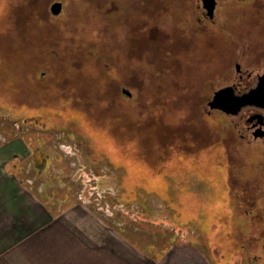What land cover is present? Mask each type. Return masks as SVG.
Listing matches in <instances>:
<instances>
[{"label":"rangeland","instance_id":"obj_1","mask_svg":"<svg viewBox=\"0 0 264 264\" xmlns=\"http://www.w3.org/2000/svg\"><path fill=\"white\" fill-rule=\"evenodd\" d=\"M22 1L0 0V58L6 56L0 59V174L21 183L49 211L48 218L71 210L87 238L105 244L110 228L151 264H264V145L241 147L229 117L202 110L207 99L203 92L229 62L210 46L218 43H196L183 29L170 33L162 13L161 20L150 22H160V30L144 37L142 28H131L129 55L120 56L116 44L115 58L103 46L126 41L127 29L118 23L119 38L112 32L99 34L101 51L89 53L94 61L100 57L97 81L105 87L80 75L74 79L75 90L63 71L71 63L65 41L55 39L45 49L43 24L35 22L42 33L34 36L36 26H29ZM54 1L59 0H51L48 10ZM60 1L59 19L66 23L67 16L78 18L71 31L73 47L96 35L102 24L93 26L104 17L98 8L111 10L100 2L82 14L83 0ZM253 4L257 13L251 6L242 25L253 41H260L257 26L264 29V0ZM227 11L221 6L217 15L224 23ZM85 15H91L90 25ZM22 19L27 20L24 25ZM80 34L81 39L76 37ZM226 46V51L233 47ZM80 52L84 54V44ZM118 60L126 64L116 71ZM88 61L70 65L92 73ZM15 72L19 85L27 81L31 86L33 80L43 99L18 96L6 81ZM196 89L203 91L202 98ZM118 95L123 98L118 111L130 122L118 117L119 123L109 127L114 122L110 116L118 112ZM145 115L148 122L137 128L133 120ZM46 223L41 219L38 225Z\"/></svg>","mask_w":264,"mask_h":264},{"label":"flooded vegetation","instance_id":"obj_2","mask_svg":"<svg viewBox=\"0 0 264 264\" xmlns=\"http://www.w3.org/2000/svg\"><path fill=\"white\" fill-rule=\"evenodd\" d=\"M167 1L169 13L166 22L169 25L168 27H171L170 33H172V29L173 32L183 29L193 35L196 43H208L206 40H215L218 45L210 46L215 48L216 52L226 55L225 61L229 60L227 65L223 67L224 71L217 73L215 77L214 82H219L216 84L217 86L214 87V82H212L207 93L196 89L197 95L201 96L204 93L207 98L202 110L208 116L213 115L212 112H218L221 116L229 117L232 125L231 133L234 138L239 140L241 147L246 148L255 144L264 145V102L243 105L236 113H226L218 108L211 109L207 105L215 91L228 86L232 87L235 95H240L258 87L257 94L260 98L264 96V29L257 26L258 36L262 40L253 41L242 25L251 6L253 7L250 10L254 9L257 13L258 5L253 4L255 0H214V6L211 10L205 7L202 0ZM221 6L226 7L228 10L226 23H224L225 20L222 21V19L217 18ZM174 9H176V13L180 18L177 16H175V19L172 18L171 12ZM154 12L161 16L156 6H154ZM239 13L243 14L239 17ZM184 16H186V19H184ZM189 17L193 19H188ZM171 21L172 23H170ZM214 34L217 36L214 37ZM148 42L147 39L146 43ZM228 44L233 46L230 51H226V45ZM252 48L254 51L251 50ZM214 73H210V75ZM34 122L36 123V118Z\"/></svg>","mask_w":264,"mask_h":264},{"label":"crops","instance_id":"obj_3","mask_svg":"<svg viewBox=\"0 0 264 264\" xmlns=\"http://www.w3.org/2000/svg\"><path fill=\"white\" fill-rule=\"evenodd\" d=\"M6 175L0 174V264H151L110 228L105 244L87 238L71 210L48 218L38 199ZM41 219L47 226L39 227Z\"/></svg>","mask_w":264,"mask_h":264},{"label":"trees","instance_id":"obj_4","mask_svg":"<svg viewBox=\"0 0 264 264\" xmlns=\"http://www.w3.org/2000/svg\"><path fill=\"white\" fill-rule=\"evenodd\" d=\"M50 1L51 0H23L22 2L24 3L23 5L26 7V13H28V15L31 18V19L29 18L30 19L29 21L31 22L29 26H31L32 29H33V25L36 26V28H34L35 30L33 29L35 31L34 36L37 37L38 34L42 33V30L46 31V33H45L46 38L44 37V40H47L46 45L44 47L45 49L48 50V47H50L52 45L51 42H53L55 39L57 40V39L61 38L60 39L61 41L62 40L65 41L66 47H67L68 51L70 52V57L73 58V60L70 58L71 63L68 62L69 63L68 64V68H66L63 71H64V73L67 74L66 77L68 79H70L71 81L75 82L74 85H73L74 89L77 87L76 86V80H74V79H75V77L80 76V75H86L87 77H90V78L92 77L93 85H95V86H99L100 85V88H101V86L103 87V85L100 84L97 81L99 79V75L96 73L97 69L95 68L96 62L100 63V61H99L100 57H97V59L94 61L89 56V53L92 50L101 51L100 48L98 49V47H97L98 46L97 43L100 44L99 37H98L99 34H102V33H105V32H107V33L112 32L116 36V38H119L118 33L116 32L117 29H115V26L119 25V24L124 25L125 28L127 29V34H125V36H126L125 39H126L127 42L120 38V39H117L116 41H114L112 43L105 44L103 47H107L110 50H112L111 53L114 56L115 55L114 46L116 44H119V47H121V50H119V52H118V53H121L120 56H123L125 53H128V55H129V48H130L129 47V41L131 40V34H130L131 28H134V27L142 28V31H143V33L145 35L144 37H146V34H148L149 36L150 35H154V33H153L154 31H156L158 29L159 30L161 29V27H159V24H158L160 22L157 21L156 24L150 23V22H153V19H156V20H161L162 19V16H160V15L157 16V14H155L154 6H156L157 9H159L161 15L163 13V15L165 16V19H166V17L168 18V14H165V12L168 10V6H167L168 1L167 0H99V2H98V0L97 1L96 0H94V1L93 0H83L84 1L83 5H84L85 8H84V10H82V14L90 11L91 9L97 8L96 7V3L99 4L101 2L102 4L104 3V5H107V7L105 6L106 8H108L109 10L111 9V10L109 12H106V10H103L104 6L102 5L103 9L99 10V8H98V14H99V11H101V12L104 13V17H106V15L110 16V17L113 16V17H111V19L110 18H106L105 19L104 17L100 16V19H98V21L93 26V28H95V26H97V23L102 24L101 26H97L95 28L96 29L95 32H97L98 34L97 33H96V35L94 34L93 37H91L90 40H88L86 42L82 41L81 43L75 44V47H73V43L72 42L75 41L76 39L72 41V33H71V31H72V29L75 28L74 26L76 25V20L78 18H74L71 15H70V17L67 16L66 23H64V20L63 19H59V17H58L61 13L58 16H56V15L51 14L50 10H48L47 5H48V3ZM137 1L140 2V3L142 2L144 6L137 5V3H136ZM132 2H134V3H132ZM33 6H36V10H34ZM62 6H63V4H62ZM125 6H128V7L126 8ZM27 7L29 9H32V10L29 11V9ZM173 12L175 13L176 9H174ZM85 16L88 17V22L87 23L90 25L89 17L91 15L90 16L85 15ZM173 17H174L173 19H175V16H173ZM26 21L27 20L22 19L20 24L24 25V22H26ZM35 22H38L39 24H41V22H42V24H43L42 30H39L37 28V26H39V24L35 23ZM64 26H65V28H67L64 31H69L68 32V34H69L68 36H65L66 34L63 35V32H64L63 30H59V29H61V27H64ZM160 33L163 36V31H161ZM34 36H32V37L35 38ZM82 36H83V34H80V35H77L76 37L81 39ZM34 41H35V39H33V42ZM104 42L106 43V40H104ZM81 44H84V48H85L84 54H81V52L79 53V47L81 46ZM29 45H30V43L28 44V41H26V39H25L24 40V48H27V50H29V48H30ZM54 47H56V46H54ZM54 47L52 46V48H54ZM101 49H103V48H101ZM76 52H77V54H76ZM47 53L50 54V51H48ZM62 53H63V51H62ZM118 53H116V54H118ZM13 55H16V56H18L20 58L19 54L17 55L16 53H14ZM5 58H6V56L1 57L0 59L3 60ZM67 58H68V56H67ZM2 60H1V62H2ZM77 60H78V62H80L81 60H89L88 62L90 63V65H92L91 68H92L93 72L92 73H88L86 71V74H84L83 73V71H85L84 69L77 68L74 65H70V64L74 63L72 61L76 62ZM122 61L118 60V62L117 61L115 62V65L113 64L114 67H117V68H115L116 71H117V69L119 70L121 65H125L126 64V63L123 64ZM10 63L11 62H9V60H7L6 64H10ZM142 67L144 68L143 65H141V68ZM145 68L148 70L147 67H145ZM141 72H146V70L142 69ZM13 74L14 75L11 78L9 77L8 79H6V81H10L11 82L10 83V85L12 87L11 89L13 91L17 90L18 96H31V97H34V98L43 99L42 98L43 97L42 91L36 88L35 84L33 83V80H30L31 86L29 85V83L27 81H24V82L22 81V85H19L18 81H17L16 72L13 73ZM34 75H35V71H34ZM34 75H33V77H34ZM37 79H38V77H37ZM85 84H86V81H84L83 85L85 86ZM34 88H36V93H35V89ZM181 88H186V87H181ZM167 92H165L163 94V96L166 97V98H171V96H170L171 94H168ZM92 98L97 100L96 104H94V105L99 106L100 101H98V98H96L94 96H92ZM117 99H118V101L116 100L115 105H116V109L118 111V109L119 108L121 109V107L123 105L122 104L123 98L118 95ZM77 100L78 99L74 100V102H76ZM68 101H69V99H68ZM71 101H73V100H71ZM72 103L71 102L70 103L67 102V104H72ZM144 106H145V104H144ZM97 114H99V113L97 112ZM147 114H149V113H147ZM123 115H124V113L122 114L119 111L115 112L114 113V117H113V115L110 116V117H112L114 122L108 123V126L110 127L111 125H114L115 122H116V124L119 123V121L121 119H124L125 122L129 123L130 122V118H125L127 116L126 115L123 116ZM147 116H149V115H147ZM118 117L120 118L119 121H118ZM147 120H148V117H147ZM106 121H109V119H107ZM135 121L133 120V122H134L133 124L134 125H138L137 128L145 126L146 122H148V121H146V115H145V119H144V116H143L142 119L137 120L136 122ZM156 121H157L156 119H153L151 122H156Z\"/></svg>","mask_w":264,"mask_h":264},{"label":"water","instance_id":"obj_5","mask_svg":"<svg viewBox=\"0 0 264 264\" xmlns=\"http://www.w3.org/2000/svg\"><path fill=\"white\" fill-rule=\"evenodd\" d=\"M205 7L211 10L214 6V0H202ZM62 9V4L60 1H54L50 4L49 10L53 15L60 13ZM257 89H250L248 92L242 93L240 95H235L232 91V87H224L215 91L214 95L207 102V105L211 109H222L226 113H236L241 106L246 104H258L260 101L264 102V96L262 98L257 94ZM122 92L128 96L131 94L127 89L123 88ZM260 99V100H259Z\"/></svg>","mask_w":264,"mask_h":264},{"label":"bare ground","instance_id":"obj_6","mask_svg":"<svg viewBox=\"0 0 264 264\" xmlns=\"http://www.w3.org/2000/svg\"><path fill=\"white\" fill-rule=\"evenodd\" d=\"M61 4H62V3H61ZM61 11H62V10H61ZM61 11H60V12H61ZM57 15H58V14H57Z\"/></svg>","mask_w":264,"mask_h":264}]
</instances>
